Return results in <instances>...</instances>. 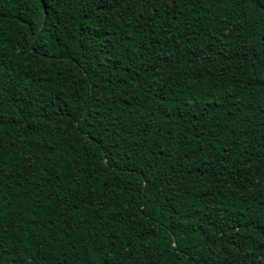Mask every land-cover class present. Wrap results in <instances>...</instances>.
<instances>
[{"label":"trees","instance_id":"16d2710c","mask_svg":"<svg viewBox=\"0 0 264 264\" xmlns=\"http://www.w3.org/2000/svg\"><path fill=\"white\" fill-rule=\"evenodd\" d=\"M0 264H264V0H0Z\"/></svg>","mask_w":264,"mask_h":264},{"label":"snow or ice","instance_id":"6c2138e0","mask_svg":"<svg viewBox=\"0 0 264 264\" xmlns=\"http://www.w3.org/2000/svg\"><path fill=\"white\" fill-rule=\"evenodd\" d=\"M44 3H47V0H43ZM49 8H51V4L48 5Z\"/></svg>","mask_w":264,"mask_h":264}]
</instances>
